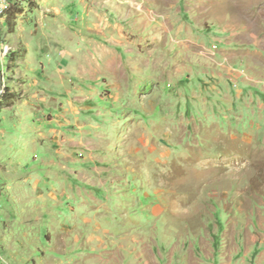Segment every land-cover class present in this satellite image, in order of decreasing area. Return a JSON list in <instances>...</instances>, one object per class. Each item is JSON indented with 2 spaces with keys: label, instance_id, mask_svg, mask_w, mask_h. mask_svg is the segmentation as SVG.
I'll list each match as a JSON object with an SVG mask.
<instances>
[{
  "label": "rangeland",
  "instance_id": "obj_1",
  "mask_svg": "<svg viewBox=\"0 0 264 264\" xmlns=\"http://www.w3.org/2000/svg\"><path fill=\"white\" fill-rule=\"evenodd\" d=\"M8 1L0 264H264L263 143L206 104L264 0Z\"/></svg>",
  "mask_w": 264,
  "mask_h": 264
},
{
  "label": "crops",
  "instance_id": "obj_2",
  "mask_svg": "<svg viewBox=\"0 0 264 264\" xmlns=\"http://www.w3.org/2000/svg\"><path fill=\"white\" fill-rule=\"evenodd\" d=\"M232 53L226 62L231 74H218L207 96V107L215 113L214 128L218 133L221 128L235 130L240 142L248 144L255 140L264 147V87L257 83L264 85V61L247 52ZM228 133L223 136L229 137Z\"/></svg>",
  "mask_w": 264,
  "mask_h": 264
},
{
  "label": "built area",
  "instance_id": "obj_3",
  "mask_svg": "<svg viewBox=\"0 0 264 264\" xmlns=\"http://www.w3.org/2000/svg\"><path fill=\"white\" fill-rule=\"evenodd\" d=\"M9 5L10 2L8 0H0V15L5 13Z\"/></svg>",
  "mask_w": 264,
  "mask_h": 264
}]
</instances>
